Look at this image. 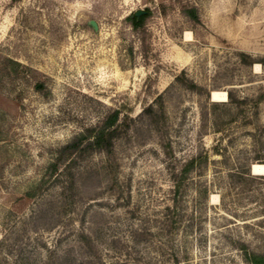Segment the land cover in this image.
I'll return each mask as SVG.
<instances>
[{"label":"rangeland","instance_id":"1","mask_svg":"<svg viewBox=\"0 0 264 264\" xmlns=\"http://www.w3.org/2000/svg\"><path fill=\"white\" fill-rule=\"evenodd\" d=\"M114 109L112 147L53 171ZM254 163L264 0H0V264H251Z\"/></svg>","mask_w":264,"mask_h":264},{"label":"trees","instance_id":"2","mask_svg":"<svg viewBox=\"0 0 264 264\" xmlns=\"http://www.w3.org/2000/svg\"><path fill=\"white\" fill-rule=\"evenodd\" d=\"M145 14H142L140 16H136L134 14L127 17V19L130 21L131 26L134 30L139 29L144 23ZM227 94L230 96V93L227 92ZM152 109V104H148L147 107L143 109L145 113H148ZM119 118V111L117 109L112 110L109 112L102 120L101 123L98 125L97 128L94 129V132L90 134V136L81 135L78 137L73 138L70 142L63 145L59 149V156L55 161H53L50 164V167L53 171L58 170L59 160L63 153L70 154L74 151L81 150L83 148H91L96 150H109L112 147L113 140L115 137V133L117 131V128L115 126L117 120ZM89 133V132H88ZM82 140H86V142L82 145ZM218 151V150H215ZM217 153V152H216ZM193 165V159L188 161L184 166V171L188 170L189 167ZM248 261L251 264H264V257L252 255L249 256Z\"/></svg>","mask_w":264,"mask_h":264},{"label":"bare ground","instance_id":"3","mask_svg":"<svg viewBox=\"0 0 264 264\" xmlns=\"http://www.w3.org/2000/svg\"><path fill=\"white\" fill-rule=\"evenodd\" d=\"M212 97H213V99H218V98L225 99L226 98V92L223 91V92L219 93L217 91H213ZM252 170L254 173L264 171V163H254L252 166Z\"/></svg>","mask_w":264,"mask_h":264},{"label":"water","instance_id":"4","mask_svg":"<svg viewBox=\"0 0 264 264\" xmlns=\"http://www.w3.org/2000/svg\"><path fill=\"white\" fill-rule=\"evenodd\" d=\"M144 13H146L145 10H141V9H139V10L135 11L133 14L136 15V16H140V15H142V14H144ZM90 24L92 25V27H93L94 29H96V24H95L94 21L91 20V21H90ZM251 170H252V168H251ZM252 173H253V170H252Z\"/></svg>","mask_w":264,"mask_h":264}]
</instances>
